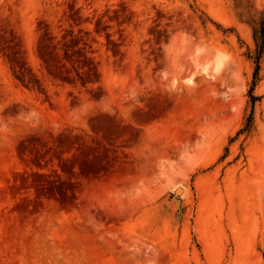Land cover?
<instances>
[{"label":"rangeland","instance_id":"374dc122","mask_svg":"<svg viewBox=\"0 0 264 264\" xmlns=\"http://www.w3.org/2000/svg\"><path fill=\"white\" fill-rule=\"evenodd\" d=\"M252 16L264 0H0V264H264ZM68 30L102 89L23 85L13 53L41 75V37ZM85 143L107 170L51 191Z\"/></svg>","mask_w":264,"mask_h":264},{"label":"trees","instance_id":"16d2710c","mask_svg":"<svg viewBox=\"0 0 264 264\" xmlns=\"http://www.w3.org/2000/svg\"><path fill=\"white\" fill-rule=\"evenodd\" d=\"M250 25L253 28L254 39L258 45L259 55L264 51V21L255 17H250ZM61 36L46 31L41 37L39 48L40 65L43 68L41 75L38 74L28 62L22 58L18 51H15L11 57V68L14 75L27 88L45 91L44 82L49 78L54 83L71 84L74 88L88 87L97 84V89L101 90L102 73L100 62L94 55V48L82 32L68 30ZM110 37V34H109ZM41 68V70H42ZM259 65L257 64L255 78L258 75ZM81 86V87H80ZM254 86L250 88V97L254 101L257 97L253 95ZM101 92V91H99ZM252 127V116L247 120L243 129L239 131L249 132ZM74 152V159L69 165L70 174L75 180L70 182L71 191L66 189L68 182L62 181V174L58 169L54 173L61 182L51 180L49 189L53 192L57 190L62 196L75 197L77 188L80 184V176L98 175L107 170L110 158L108 153H101L96 146L85 143L84 149Z\"/></svg>","mask_w":264,"mask_h":264}]
</instances>
